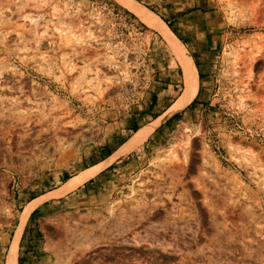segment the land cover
Instances as JSON below:
<instances>
[{"label":"rangeland","instance_id":"1","mask_svg":"<svg viewBox=\"0 0 264 264\" xmlns=\"http://www.w3.org/2000/svg\"><path fill=\"white\" fill-rule=\"evenodd\" d=\"M134 1L191 57L194 99L111 160L105 204L41 201L21 225L24 193L112 140L102 121L147 110L164 56L184 85L115 0H0V264L17 234V264H264V0Z\"/></svg>","mask_w":264,"mask_h":264},{"label":"crops","instance_id":"2","mask_svg":"<svg viewBox=\"0 0 264 264\" xmlns=\"http://www.w3.org/2000/svg\"><path fill=\"white\" fill-rule=\"evenodd\" d=\"M132 1H134V0H132ZM154 1L156 2V4H159L160 0H154ZM134 2H136V1H134ZM126 9H127V11H130L128 8H126ZM160 37L156 36V38H154L152 41H153V44L157 45L156 46V52L158 53V51H161V53H164L162 48H160V47H161V45L162 46H165V45L163 44L162 40H160ZM166 47H167V45H166ZM169 48H170V46H169ZM174 57H175V55H174ZM163 59L166 60V68L162 69L163 74L166 73V77L164 79L161 78V80L165 81V83H160L163 86V89L161 91H151V93L149 95L150 100H149V106L147 107V110L145 112H141L138 114L132 112L129 115H123L120 117L116 116L114 118V120L112 122H109V123H107L106 120L102 121V123L104 124L102 128L104 131H106L105 133H103V138H106V136L107 137L112 136L111 137L112 140L116 141L117 143L111 145L112 140L108 139L107 141L103 140L104 142H103L102 146H100L101 142L97 143V145H98L97 147L90 146V154H88V152H85V151L82 152L81 156L79 157L78 162L75 164V166L73 168L63 169L62 171L54 172L52 174L50 173L47 176H44L43 179L40 181V183L39 182L36 183V186H34L31 191L28 190L26 193H24V196L27 195V196H31V197L29 199L25 200L23 204L27 205L28 203H30L34 200H37V199H40V198L47 196L49 193H53V192L55 193V192H57V190L62 189L71 179L78 176L81 172L88 170V169H92V168H94V167H96L102 163H105L111 157H113L115 155V153L120 151V149L123 147V145L125 143H127L133 135H135L138 131H140L144 127L153 123L154 120H156L158 117H160L165 112H167L175 104V102L178 100V97L180 95L176 98V95H175L176 90L175 89L177 88V86L175 85V83H176L175 78L176 77L173 75L174 68H172V66L169 62V56H166V57L164 56ZM175 60L177 61L176 57H175ZM178 64H179V62H178ZM169 73H171V75ZM159 79L160 78H158V80ZM164 86H166V87H164ZM197 87H198V85H197ZM196 92H197V90H196ZM195 95H196V93H195ZM153 101H156V105L151 107L153 104L152 103ZM160 101L166 102L165 103L166 105L163 107L162 112L165 109H167V110L165 112H163L162 114H160V112H161L160 111V112H158V114L155 115V117H151L150 115L154 113L153 111H155V110L157 111V109L159 108ZM150 108H151V110L149 111ZM142 111H144V110H142ZM163 122L161 124H163ZM153 132H151V134L146 138V140L152 135ZM139 146L140 145L136 146L135 148H137ZM92 147L96 148V151H94ZM131 151L120 153L118 156H116V158H114V161H116V159H118L122 155H124L126 153H130ZM112 163L113 162L108 163L95 176L91 177L89 180H87L85 183L78 186L74 190H70V191L66 192L64 195L59 197V199H54V198H48L47 199V198H45L44 200H42L41 203H45L46 201H52V203H57L58 205L61 203H65L66 205L71 204V205H67V206H72V207L75 206V204L79 205L84 201H89L90 206H93L96 204H98V205L105 204L106 201L110 199L112 192H104V189L103 188L101 189L99 187V182L101 179L100 177L105 176V172H104L105 169L108 168L110 165H112ZM102 181H103V178H102ZM96 186H98V190H96L97 189ZM100 190H101V192H99ZM55 201H57V202H55ZM72 203H74V204H72ZM30 214L28 217H30Z\"/></svg>","mask_w":264,"mask_h":264},{"label":"bare ground","instance_id":"3","mask_svg":"<svg viewBox=\"0 0 264 264\" xmlns=\"http://www.w3.org/2000/svg\"><path fill=\"white\" fill-rule=\"evenodd\" d=\"M115 1H117L119 4H121L122 6L128 8L131 12H133L137 16V18L143 24H145L148 28L152 30H157V32L159 31V33L163 36V38H165L166 42H168L171 51L175 55L177 61L179 62L182 68V77H183V85H184L182 93L178 97V100L175 102V104L167 112H165L163 115H161L156 120H154L153 123L144 127L143 129L138 131L135 135H133L131 139H129V141L123 145L120 151L115 153V155L111 157L108 161L92 169H88V170L81 172L78 176L71 179L62 189L57 190V192L49 193L47 196L43 198H40L38 200H34L28 203L26 207L24 208L23 212L21 213V216L19 219L21 225L26 221L29 214L36 207L39 206L40 202L43 199L51 198V197L59 198L62 195H64L66 192L70 190H74L75 188H77L78 186L82 185L87 180H89L91 177L99 173L109 162H111V160H113V158L118 156L120 153L129 152L133 150L136 146L143 144V142L151 134V132L154 131V129L158 128L161 125V123L168 117L174 115L177 112L183 111L186 108V106L193 100L195 96V93L197 90V83H198L197 82V70L193 64L191 57L189 56L187 51L184 49V47L179 42L176 41L171 31H169L167 27L165 26V24L160 19H158L153 13L144 9L142 6H140L136 2L132 0H115ZM14 108H15V105H14ZM19 115L21 116V114ZM20 116L17 119L20 120V118L22 117L21 120H23L24 117L23 116L20 117ZM28 117L30 116L28 115ZM25 118L23 122L28 121L27 118L26 119ZM24 123L26 125L28 122L27 123L24 122ZM17 246H18V234L12 240V243L7 251L5 264H17V261H16L17 260V257H16Z\"/></svg>","mask_w":264,"mask_h":264},{"label":"built area","instance_id":"4","mask_svg":"<svg viewBox=\"0 0 264 264\" xmlns=\"http://www.w3.org/2000/svg\"><path fill=\"white\" fill-rule=\"evenodd\" d=\"M233 12H234V10H233Z\"/></svg>","mask_w":264,"mask_h":264},{"label":"trees","instance_id":"5","mask_svg":"<svg viewBox=\"0 0 264 264\" xmlns=\"http://www.w3.org/2000/svg\"><path fill=\"white\" fill-rule=\"evenodd\" d=\"M176 117V116H175Z\"/></svg>","mask_w":264,"mask_h":264}]
</instances>
